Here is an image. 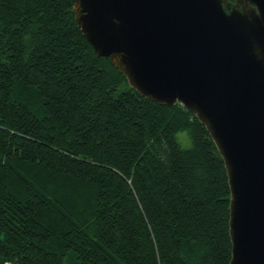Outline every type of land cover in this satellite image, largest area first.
I'll return each instance as SVG.
<instances>
[{
	"label": "trees",
	"instance_id": "1",
	"mask_svg": "<svg viewBox=\"0 0 264 264\" xmlns=\"http://www.w3.org/2000/svg\"><path fill=\"white\" fill-rule=\"evenodd\" d=\"M72 5L0 0V264H230L205 125L131 88Z\"/></svg>",
	"mask_w": 264,
	"mask_h": 264
},
{
	"label": "water",
	"instance_id": "2",
	"mask_svg": "<svg viewBox=\"0 0 264 264\" xmlns=\"http://www.w3.org/2000/svg\"><path fill=\"white\" fill-rule=\"evenodd\" d=\"M96 56L203 123L230 187V264H264V0H73Z\"/></svg>",
	"mask_w": 264,
	"mask_h": 264
},
{
	"label": "rangeland",
	"instance_id": "3",
	"mask_svg": "<svg viewBox=\"0 0 264 264\" xmlns=\"http://www.w3.org/2000/svg\"><path fill=\"white\" fill-rule=\"evenodd\" d=\"M178 139L180 140V142H181L182 145H184V146H188V144H189V140H188V139L184 140V139H183V136H182L180 133H179V135H178Z\"/></svg>",
	"mask_w": 264,
	"mask_h": 264
},
{
	"label": "built area",
	"instance_id": "4",
	"mask_svg": "<svg viewBox=\"0 0 264 264\" xmlns=\"http://www.w3.org/2000/svg\"><path fill=\"white\" fill-rule=\"evenodd\" d=\"M5 264H12V263H5Z\"/></svg>",
	"mask_w": 264,
	"mask_h": 264
}]
</instances>
